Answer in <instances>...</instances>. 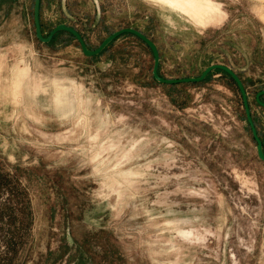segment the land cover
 <instances>
[{
    "label": "rangeland",
    "instance_id": "1",
    "mask_svg": "<svg viewBox=\"0 0 264 264\" xmlns=\"http://www.w3.org/2000/svg\"><path fill=\"white\" fill-rule=\"evenodd\" d=\"M62 1L90 49L133 27L167 78L231 67L264 131V0ZM33 12L0 0V264H264V161L231 78L150 86L134 37L90 60L38 40Z\"/></svg>",
    "mask_w": 264,
    "mask_h": 264
},
{
    "label": "water",
    "instance_id": "2",
    "mask_svg": "<svg viewBox=\"0 0 264 264\" xmlns=\"http://www.w3.org/2000/svg\"><path fill=\"white\" fill-rule=\"evenodd\" d=\"M41 5H42V0H34L33 15H34V26H35L36 38L44 43H50L57 33L61 31H65V32L72 34L75 37V39L78 41L80 45L81 51L83 52L85 56L93 57V56H96L102 53L109 46V44H111L118 37L126 33H130V34L137 36L141 40H143L151 49L153 58H154L152 74L155 77V79L160 83H165V84L200 83V82L205 81L206 78L215 70H222L225 73H227L229 76L232 77V79L236 82L237 86L239 87V90L241 92V96L243 99L246 119L251 129L252 136L256 142L258 157L264 161V144L259 135L258 129L256 127V124H255V121L252 115V110H251L250 101L248 98L246 87L241 77L239 76V74L235 70H233L231 67L225 64H222V63H213L207 66L199 76L167 78V77L162 76L159 72L161 57H160V51L158 49V46L149 36H147L145 33L140 31L139 29H136L133 27H123L121 29H118L114 31L113 33L109 34L96 49H90L88 47V44L85 38L80 33V31L76 27L69 25L67 23L57 24L50 31V33L47 36H45L43 33V29H42ZM263 95H264V89L258 91L256 94V101L262 107H264V101L261 99Z\"/></svg>",
    "mask_w": 264,
    "mask_h": 264
},
{
    "label": "trees",
    "instance_id": "3",
    "mask_svg": "<svg viewBox=\"0 0 264 264\" xmlns=\"http://www.w3.org/2000/svg\"><path fill=\"white\" fill-rule=\"evenodd\" d=\"M42 6H43V0H42V5H41V19H42V29H43V33H45V32H46V30H45V28H46V24H45V22H44V18H43ZM78 30H79L80 33L83 35V37L86 39V36L83 34L82 30H80V29H78ZM62 32H65V31H61V32L57 33V34L54 36L53 40H52L50 43H47V45H54L55 41L57 40V38H58L59 36H61ZM67 33H68V32H67ZM143 33H145V32H143ZM48 34H49V32H48ZM48 34H47V35H48ZM68 34H70V33H68ZM145 34H146V33H145ZM47 35H45V36H47ZM70 35L72 36V38L75 39V37H74L72 34H70ZM146 35L149 36L148 34H146ZM122 36H131V37H134L137 41H139V42H141L142 44H144V45L149 49L150 53L152 54V51H151V49L149 48V46H148L143 40H141L140 38H138L137 36H135V35H133V34H130V33H126V34H124V35H122ZM122 36H120V37H122ZM120 37H118V38H120ZM118 38H117V39H118ZM117 39H116V40H117ZM116 40H114L111 44H109V46H108V47H107L102 53H100L99 55L93 56V57H89L88 59L93 60V59H95L96 57H98V56H100L101 54H103L104 52H106V51H107V50L113 45V43H114ZM152 40H153V39H152ZM86 42H87V39H86ZM87 44H88V47L90 48V45H89L88 42H87ZM152 55H153V54H152ZM160 57H161V55H160ZM216 71L221 72V73H225V72L222 71V70H216ZM159 72H160V74H161L162 76L166 77V76L162 73V65H161V63H160V67H159ZM211 74H212V73H211ZM211 74L206 78L205 81H207V80L209 79V77L211 76ZM225 74H227V73H225ZM227 75H228V74H227ZM228 76H229V75H228ZM239 76H240V75H239ZM229 77L231 78V80L233 81V83L236 85V87H237V89H238V91H239V94H241V92H240V90H239V87L237 86L236 82L232 79L231 76H229ZM240 77H241V76H240ZM241 79H242V81H243V83H244V85H245V87H246V86H247L246 81L243 80L242 77H241ZM146 84H147V85H150V86H162V87H170V89H175V88H176L178 85H180L181 83H179V84H165V83H160V82H158V81L155 79V77H154L153 74L151 73V74L148 75V81H147ZM248 98H249V96H248ZM261 99L264 101V97H263V98L261 97ZM255 102H256L257 105H259L258 102L256 101V99H255ZM250 106H251V104H250ZM259 106H261V105H259ZM252 115H253V113H252ZM253 118H254V121H255L256 127H257V129H258L259 135H260V137H261V139H262V141H263V144H264V131L261 130V128H260V126H259V124H258V122H257V119H256L255 115H253ZM245 120L247 121L246 117H245ZM247 123H248V122H247ZM249 128H250V127H249ZM82 249H84V248H82ZM85 252H86L85 250H80V253H81L80 257H81L82 259H83L84 255H85ZM81 258H79V261L82 260ZM80 262H81V261H80Z\"/></svg>",
    "mask_w": 264,
    "mask_h": 264
},
{
    "label": "crops",
    "instance_id": "4",
    "mask_svg": "<svg viewBox=\"0 0 264 264\" xmlns=\"http://www.w3.org/2000/svg\"><path fill=\"white\" fill-rule=\"evenodd\" d=\"M58 5H59L60 8L63 9V12L61 13V14H63L62 16H66L69 19L72 18V14H69V13H73L71 11V8H70L69 3H66V6H65L64 3H63V1L60 0L59 3H58ZM48 7H51V0H43V6H42V12H43V14L45 13L46 8H48ZM65 8H67V9H65ZM66 17H63L62 19H59V22L57 24L63 23V22L66 23L68 21V20H66ZM67 24H68V22H67Z\"/></svg>",
    "mask_w": 264,
    "mask_h": 264
}]
</instances>
